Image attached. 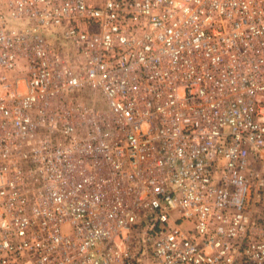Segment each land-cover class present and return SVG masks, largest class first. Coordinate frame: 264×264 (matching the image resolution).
<instances>
[{
	"label": "built area",
	"instance_id": "built-area-1",
	"mask_svg": "<svg viewBox=\"0 0 264 264\" xmlns=\"http://www.w3.org/2000/svg\"><path fill=\"white\" fill-rule=\"evenodd\" d=\"M0 264H264V0H0Z\"/></svg>",
	"mask_w": 264,
	"mask_h": 264
},
{
	"label": "rangeland",
	"instance_id": "rangeland-1",
	"mask_svg": "<svg viewBox=\"0 0 264 264\" xmlns=\"http://www.w3.org/2000/svg\"><path fill=\"white\" fill-rule=\"evenodd\" d=\"M62 233L63 234H69L70 233V228L69 226L65 225L62 227Z\"/></svg>",
	"mask_w": 264,
	"mask_h": 264
}]
</instances>
